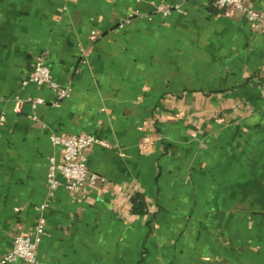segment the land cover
<instances>
[{"label": "crops", "instance_id": "obj_1", "mask_svg": "<svg viewBox=\"0 0 264 264\" xmlns=\"http://www.w3.org/2000/svg\"><path fill=\"white\" fill-rule=\"evenodd\" d=\"M215 2L0 0V258L44 216L37 264H264V31ZM53 133L104 181L51 194Z\"/></svg>", "mask_w": 264, "mask_h": 264}, {"label": "built area", "instance_id": "obj_2", "mask_svg": "<svg viewBox=\"0 0 264 264\" xmlns=\"http://www.w3.org/2000/svg\"><path fill=\"white\" fill-rule=\"evenodd\" d=\"M190 1V0H188ZM153 8L164 15H169L173 10L184 12L180 5L165 8L155 1H150ZM215 4L221 8L233 6L243 11L249 22L256 30L262 29L264 31V12H260L244 3V0H216ZM229 15L228 12H225ZM133 16V15H131ZM91 39H96V34L91 33ZM48 85L57 94V101H61L70 96V87H61L57 81L52 77L51 70L45 62V56L39 55L35 59L33 70L30 75L23 80V85ZM22 99L16 97L15 111L20 112ZM44 103L43 98H35L32 104ZM50 141L54 146L61 148L62 161H58L56 157L49 158V165L47 170V182L51 194L56 189L63 186L70 191H78L86 181L96 184L99 181H104L100 175L87 170L84 161L83 151L92 144H98L103 147H109V143L92 134H79L70 137L61 136L58 134H51ZM151 140L146 137L145 143ZM45 205L40 208L44 209ZM45 218L40 216L33 234L16 235L13 242L12 250L0 258V264H12L17 261H23L26 264H37V248L42 240V235L45 231Z\"/></svg>", "mask_w": 264, "mask_h": 264}]
</instances>
